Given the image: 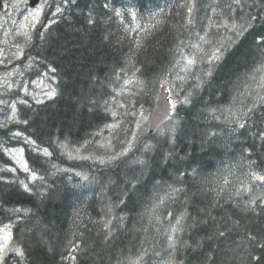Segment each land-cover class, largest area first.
<instances>
[{
  "label": "trees",
  "instance_id": "trees-1",
  "mask_svg": "<svg viewBox=\"0 0 264 264\" xmlns=\"http://www.w3.org/2000/svg\"><path fill=\"white\" fill-rule=\"evenodd\" d=\"M54 4L23 50L55 94L17 104L10 128L39 150L22 144L28 185L0 171V223L20 251L2 264H264V0ZM162 84L172 118L132 135ZM5 99L2 86L1 111ZM122 117L112 163L61 154L98 151Z\"/></svg>",
  "mask_w": 264,
  "mask_h": 264
},
{
  "label": "rangeland",
  "instance_id": "rangeland-1",
  "mask_svg": "<svg viewBox=\"0 0 264 264\" xmlns=\"http://www.w3.org/2000/svg\"><path fill=\"white\" fill-rule=\"evenodd\" d=\"M28 1L0 0V90L2 86L6 90L5 116L1 119V123H3L4 129L8 131L6 136L0 138V143L3 144V152L13 163L14 169L24 173L25 185H28V181H34L36 177L27 167L23 147L13 146L12 142L7 140V136L13 140L22 137V141L27 145L33 149H37V147L26 137L18 136L19 134L15 130L10 129L18 119L17 104L23 99L40 103L53 97L55 93L53 82L47 73L32 78L27 75V72L32 71L35 72L34 75H37L38 69L23 52L45 15L51 0H43L42 4L35 8L28 7ZM13 91H18L20 97H16V99L7 97V93ZM120 115L121 113L117 114V116ZM148 121L149 115L147 116L143 111L137 113L132 133L136 137L139 136L138 130L140 128L147 129ZM118 131V127L114 124L106 127L99 134L97 145L100 150L98 149V151H84L83 148L78 147L65 150V146H63L61 154L65 155L68 160H87L99 165L112 163L118 157L112 153L113 141ZM134 138L132 136L127 143H123L125 149L133 144ZM42 152L46 153V151ZM47 155L50 156L51 154L48 152ZM14 250L15 248L11 245L10 229L5 226L0 230V264H2L4 257Z\"/></svg>",
  "mask_w": 264,
  "mask_h": 264
},
{
  "label": "water",
  "instance_id": "water-1",
  "mask_svg": "<svg viewBox=\"0 0 264 264\" xmlns=\"http://www.w3.org/2000/svg\"><path fill=\"white\" fill-rule=\"evenodd\" d=\"M171 113L172 107L168 97V88L161 86L150 119L149 132L152 133L158 126L166 121L167 118L171 116Z\"/></svg>",
  "mask_w": 264,
  "mask_h": 264
},
{
  "label": "bare ground",
  "instance_id": "bare-ground-1",
  "mask_svg": "<svg viewBox=\"0 0 264 264\" xmlns=\"http://www.w3.org/2000/svg\"><path fill=\"white\" fill-rule=\"evenodd\" d=\"M6 174V173H5Z\"/></svg>",
  "mask_w": 264,
  "mask_h": 264
}]
</instances>
